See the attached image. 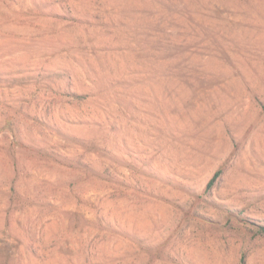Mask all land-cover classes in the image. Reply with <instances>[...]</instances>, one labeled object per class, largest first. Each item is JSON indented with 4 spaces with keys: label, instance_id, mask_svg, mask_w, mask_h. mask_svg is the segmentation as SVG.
<instances>
[{
    "label": "rangeland",
    "instance_id": "obj_1",
    "mask_svg": "<svg viewBox=\"0 0 264 264\" xmlns=\"http://www.w3.org/2000/svg\"><path fill=\"white\" fill-rule=\"evenodd\" d=\"M254 221L264 0H0V264H264Z\"/></svg>",
    "mask_w": 264,
    "mask_h": 264
},
{
    "label": "trees",
    "instance_id": "obj_2",
    "mask_svg": "<svg viewBox=\"0 0 264 264\" xmlns=\"http://www.w3.org/2000/svg\"><path fill=\"white\" fill-rule=\"evenodd\" d=\"M220 173H221V170H217V171L214 173V175L212 176L211 181H210V183H209V186H211V185L213 184V182H214L215 179L219 176ZM254 222L260 224L258 221H254ZM260 226H261L260 228H261L262 231L264 232V225H263V224H260Z\"/></svg>",
    "mask_w": 264,
    "mask_h": 264
}]
</instances>
